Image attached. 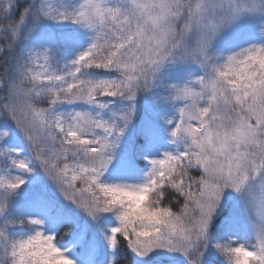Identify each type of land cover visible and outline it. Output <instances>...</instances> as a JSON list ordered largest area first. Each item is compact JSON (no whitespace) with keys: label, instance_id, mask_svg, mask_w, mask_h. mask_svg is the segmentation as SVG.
I'll return each instance as SVG.
<instances>
[{"label":"snow or ice","instance_id":"1","mask_svg":"<svg viewBox=\"0 0 264 264\" xmlns=\"http://www.w3.org/2000/svg\"><path fill=\"white\" fill-rule=\"evenodd\" d=\"M0 59V264H264V0H0Z\"/></svg>","mask_w":264,"mask_h":264},{"label":"trees","instance_id":"2","mask_svg":"<svg viewBox=\"0 0 264 264\" xmlns=\"http://www.w3.org/2000/svg\"><path fill=\"white\" fill-rule=\"evenodd\" d=\"M2 73H3V62H2V59H0V74H2ZM143 104H144V102H142V104H141V116L142 117L144 115ZM35 190L36 191H47L50 193V189L47 188V186L43 183L37 185Z\"/></svg>","mask_w":264,"mask_h":264}]
</instances>
